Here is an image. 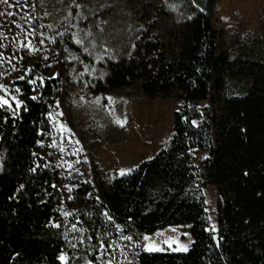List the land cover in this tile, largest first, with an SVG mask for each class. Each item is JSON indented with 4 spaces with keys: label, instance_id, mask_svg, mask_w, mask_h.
<instances>
[{
    "label": "trees",
    "instance_id": "obj_1",
    "mask_svg": "<svg viewBox=\"0 0 264 264\" xmlns=\"http://www.w3.org/2000/svg\"><path fill=\"white\" fill-rule=\"evenodd\" d=\"M200 4L205 11L168 38L142 34L130 58L110 65V89L175 95L183 107L168 144L130 172L107 179L94 163V182L81 177L75 187L77 212L68 210V172L55 149L60 80L17 82L22 107L0 109V264L72 260L77 214L97 243L119 231L190 226L188 250L142 251L139 264H264V29L231 49L213 24L215 0ZM212 89L217 113L196 121ZM199 151L208 153L200 166ZM208 187L216 192L217 233L209 229Z\"/></svg>",
    "mask_w": 264,
    "mask_h": 264
},
{
    "label": "rangeland",
    "instance_id": "obj_2",
    "mask_svg": "<svg viewBox=\"0 0 264 264\" xmlns=\"http://www.w3.org/2000/svg\"><path fill=\"white\" fill-rule=\"evenodd\" d=\"M200 5L195 0H0V97L8 101L0 109L22 107L17 82L25 77L60 80L52 118L56 153L68 172L64 187L69 211L79 210L73 193L80 178L94 182V163L112 179L152 158L172 138L181 99L152 98L129 86L110 89L107 77L112 63L132 56L142 34L166 39L197 11H205ZM212 20L234 49L262 34L264 0H215ZM197 108L201 116L196 121L217 113L214 89ZM207 157L199 151L197 164ZM205 201L209 229L217 233L214 187L205 189ZM78 216L69 233L75 256L70 260L64 255L63 264H139L140 253L150 245L152 251H186L194 241L190 226L171 225L152 234L119 231L97 243Z\"/></svg>",
    "mask_w": 264,
    "mask_h": 264
},
{
    "label": "snow or ice",
    "instance_id": "obj_3",
    "mask_svg": "<svg viewBox=\"0 0 264 264\" xmlns=\"http://www.w3.org/2000/svg\"><path fill=\"white\" fill-rule=\"evenodd\" d=\"M3 2L4 3H7V0H3ZM0 15H3V13H0ZM9 15H11V13H9ZM78 43H79V41H78ZM45 59H47V57H45ZM20 78H23V77H20ZM33 83H35V81H33ZM33 99H35V97H33ZM17 103L19 104L20 102H17ZM2 105H8V101L6 99H4L3 97H0V106H2ZM121 174H123V172ZM124 239H131V237H124ZM145 239H148V238L145 237ZM148 250L149 251H152L154 249L150 245L149 248H148ZM155 250H162V249H155ZM185 250H187V249L185 248ZM60 259L61 260H66V258L64 256H61ZM90 264H91V262H90Z\"/></svg>",
    "mask_w": 264,
    "mask_h": 264
},
{
    "label": "crops",
    "instance_id": "obj_4",
    "mask_svg": "<svg viewBox=\"0 0 264 264\" xmlns=\"http://www.w3.org/2000/svg\"><path fill=\"white\" fill-rule=\"evenodd\" d=\"M119 59V58H118Z\"/></svg>",
    "mask_w": 264,
    "mask_h": 264
}]
</instances>
